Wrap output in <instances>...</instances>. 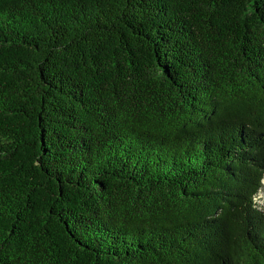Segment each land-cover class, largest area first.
<instances>
[{
  "label": "trees",
  "instance_id": "16d2710c",
  "mask_svg": "<svg viewBox=\"0 0 264 264\" xmlns=\"http://www.w3.org/2000/svg\"><path fill=\"white\" fill-rule=\"evenodd\" d=\"M264 0H0V264H264Z\"/></svg>",
  "mask_w": 264,
  "mask_h": 264
},
{
  "label": "rangeland",
  "instance_id": "374dc122",
  "mask_svg": "<svg viewBox=\"0 0 264 264\" xmlns=\"http://www.w3.org/2000/svg\"><path fill=\"white\" fill-rule=\"evenodd\" d=\"M256 201L258 202V204L261 206V210L264 211V185L262 184V189L260 191V193H258Z\"/></svg>",
  "mask_w": 264,
  "mask_h": 264
},
{
  "label": "bare ground",
  "instance_id": "6f19581e",
  "mask_svg": "<svg viewBox=\"0 0 264 264\" xmlns=\"http://www.w3.org/2000/svg\"><path fill=\"white\" fill-rule=\"evenodd\" d=\"M262 184L264 185V178H262Z\"/></svg>",
  "mask_w": 264,
  "mask_h": 264
}]
</instances>
